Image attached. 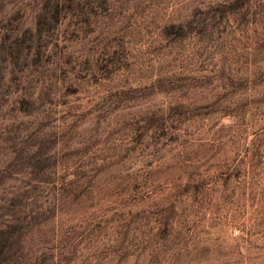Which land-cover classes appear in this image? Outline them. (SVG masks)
I'll use <instances>...</instances> for the list:
<instances>
[{
  "label": "rangeland",
  "instance_id": "374dc122",
  "mask_svg": "<svg viewBox=\"0 0 264 264\" xmlns=\"http://www.w3.org/2000/svg\"><path fill=\"white\" fill-rule=\"evenodd\" d=\"M0 264H264V0H0Z\"/></svg>",
  "mask_w": 264,
  "mask_h": 264
}]
</instances>
